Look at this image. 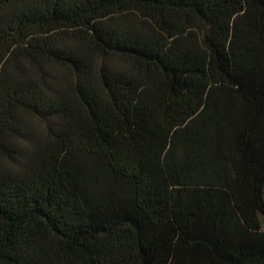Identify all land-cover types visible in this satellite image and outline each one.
<instances>
[{
    "label": "trees",
    "instance_id": "trees-1",
    "mask_svg": "<svg viewBox=\"0 0 264 264\" xmlns=\"http://www.w3.org/2000/svg\"><path fill=\"white\" fill-rule=\"evenodd\" d=\"M0 264H264V0H0Z\"/></svg>",
    "mask_w": 264,
    "mask_h": 264
}]
</instances>
